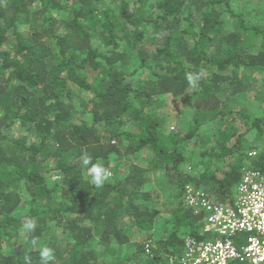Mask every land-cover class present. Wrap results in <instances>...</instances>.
<instances>
[{"label": "trees", "instance_id": "16d2710c", "mask_svg": "<svg viewBox=\"0 0 264 264\" xmlns=\"http://www.w3.org/2000/svg\"><path fill=\"white\" fill-rule=\"evenodd\" d=\"M84 154L111 171L102 188ZM250 170L264 1L0 0V264H40L16 242L27 220L55 264H184L189 241L222 238L189 196L232 204Z\"/></svg>", "mask_w": 264, "mask_h": 264}, {"label": "built area", "instance_id": "2783aa9c", "mask_svg": "<svg viewBox=\"0 0 264 264\" xmlns=\"http://www.w3.org/2000/svg\"><path fill=\"white\" fill-rule=\"evenodd\" d=\"M189 202L208 211L203 231L222 238L203 243L189 241L184 264H231L243 255L252 264H264V172L247 171L236 188L232 204L220 205L193 195L189 196ZM241 232L248 233L249 238L239 250L232 236Z\"/></svg>", "mask_w": 264, "mask_h": 264}, {"label": "clouds", "instance_id": "9594fccd", "mask_svg": "<svg viewBox=\"0 0 264 264\" xmlns=\"http://www.w3.org/2000/svg\"><path fill=\"white\" fill-rule=\"evenodd\" d=\"M187 82L190 86L195 87V81L191 74L186 76ZM81 166L86 170L88 176V182L95 188H102L112 176L111 171L104 166V164L93 159L90 154H84L80 158ZM60 179V177H56ZM36 231V223L34 220H27L19 227V239L16 242L24 245L30 244L32 247L38 249L40 264H55L56 252L53 247L45 244H39L38 238L33 235ZM25 264H31V257H25Z\"/></svg>", "mask_w": 264, "mask_h": 264}, {"label": "rangeland", "instance_id": "374dc122", "mask_svg": "<svg viewBox=\"0 0 264 264\" xmlns=\"http://www.w3.org/2000/svg\"><path fill=\"white\" fill-rule=\"evenodd\" d=\"M249 1H252L253 3H255V4H258V1H264V0H249ZM252 95V94H251ZM253 97H254V95H253ZM252 97V98H253ZM249 98H251V96L249 97ZM177 113H178V110H174L173 112H170L169 114H170V116H169V118H168V121H167V123H166V130H167V132L168 131H170V130H175V129H179L180 128V126H182V124H180V122H181V119H179L178 117H177ZM181 129V128H180ZM165 195H168V192H167V190L165 191ZM160 228V227H159Z\"/></svg>", "mask_w": 264, "mask_h": 264}]
</instances>
